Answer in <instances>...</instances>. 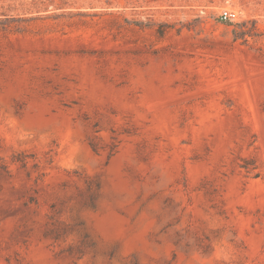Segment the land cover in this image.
Masks as SVG:
<instances>
[{
	"label": "rangeland",
	"instance_id": "obj_1",
	"mask_svg": "<svg viewBox=\"0 0 264 264\" xmlns=\"http://www.w3.org/2000/svg\"><path fill=\"white\" fill-rule=\"evenodd\" d=\"M0 264H264V0H0Z\"/></svg>",
	"mask_w": 264,
	"mask_h": 264
},
{
	"label": "built area",
	"instance_id": "obj_2",
	"mask_svg": "<svg viewBox=\"0 0 264 264\" xmlns=\"http://www.w3.org/2000/svg\"><path fill=\"white\" fill-rule=\"evenodd\" d=\"M239 18V14L235 10H223L220 13V19L222 21L234 22Z\"/></svg>",
	"mask_w": 264,
	"mask_h": 264
},
{
	"label": "trees",
	"instance_id": "obj_3",
	"mask_svg": "<svg viewBox=\"0 0 264 264\" xmlns=\"http://www.w3.org/2000/svg\"><path fill=\"white\" fill-rule=\"evenodd\" d=\"M242 35H243V36H245V35H246V36H250V35L247 34V33H243ZM237 38H238V36H235V39H237Z\"/></svg>",
	"mask_w": 264,
	"mask_h": 264
}]
</instances>
